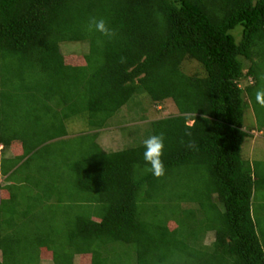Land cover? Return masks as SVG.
Wrapping results in <instances>:
<instances>
[{"label":"trees","instance_id":"obj_1","mask_svg":"<svg viewBox=\"0 0 264 264\" xmlns=\"http://www.w3.org/2000/svg\"><path fill=\"white\" fill-rule=\"evenodd\" d=\"M91 17L104 18L115 38L90 33ZM85 44L81 55L70 53L81 62L66 58L64 47ZM185 59L199 73H185ZM263 59L264 0H0V144L12 152L0 155V264H39L41 255L53 264H76V255L78 264H264V230L252 209L264 170L242 156L246 137L264 135L255 99ZM164 100L172 108L159 116L156 107L149 119L148 103ZM137 105L145 112L130 126L142 122L143 139L130 146L134 138L121 137V148L104 150L98 132ZM75 116L94 137L81 139L83 153L67 162L71 184L97 212L77 209L60 221L19 213L9 187L31 178L17 173L35 155H66V121ZM160 133L165 175L157 179L144 171L143 141ZM181 186L194 193H179L180 201L193 204L176 210L168 203ZM50 190L58 187L50 182Z\"/></svg>","mask_w":264,"mask_h":264},{"label":"rangeland","instance_id":"obj_2","mask_svg":"<svg viewBox=\"0 0 264 264\" xmlns=\"http://www.w3.org/2000/svg\"><path fill=\"white\" fill-rule=\"evenodd\" d=\"M238 30H234L236 33ZM68 47V45H67ZM66 51V58L69 59L70 53H74V55L79 54L81 55L84 51H86L87 46L84 45L83 49H79L76 51H71L70 48H65ZM69 55V56H68ZM81 62L82 60L76 57H72L70 59V62L72 61ZM264 60V59H263ZM72 61V62H73ZM182 69L187 74L192 73H199L201 70L200 67L196 62L185 59L182 62ZM264 69V66L262 65V70ZM264 71V70H263ZM264 81V79H263ZM264 84L262 82L259 84L256 90L264 88ZM137 100V99H136ZM149 107L152 108L148 118L152 119L154 117H158L165 115L163 111L165 108H172V103L170 100H164L163 102L159 103L160 108L158 105L155 107L153 104L148 103ZM127 106H125L123 109H120L119 112H117L112 118H109L107 121V127L106 129H102L98 132L97 136L102 133L100 138L96 136V142L104 149H118L121 148L123 145V142L125 141L123 139H126L127 137L131 136L133 141L128 144L130 146H133L138 142L137 140L143 139V128H145V125L142 124V122L139 124L141 127H132L130 125L136 124V122H139L141 120L140 117L145 112L143 107H140L139 105L134 106L130 111V116L125 117L121 116V112L123 113L124 109H126ZM157 107V109H156ZM159 112L157 115L155 113V110ZM163 109V110H162ZM173 111H170L168 113H173ZM245 119L248 122L251 117L249 116V112H245ZM123 117V118H121ZM119 120V121H118ZM121 122L123 123H120ZM129 120H132V122H129ZM126 121V122H125ZM191 123V121H189ZM122 126V127H119ZM66 128L67 132H69V135H67L66 140L68 141L67 144L64 146L65 154H63V151H55L49 158H43L40 159L39 157L32 158L31 164L28 165V169H22V172L17 173L18 176H24V174H27L30 176L31 180L26 185H22L21 187H15L10 186L11 192L14 191L15 195L13 196V200L16 204V211H21L23 209H29L33 210L32 212L28 211L25 213L27 217L32 218L35 216H38L41 214H51L56 215L57 218L55 221H60L59 219H70V217L73 218V216L76 214L77 209H80L81 212H85V214L90 213L93 215V213L97 212L96 210L99 208V205L96 203H91L87 205L85 202V199L90 198L89 195L86 193H83L79 191L76 187L72 186L73 181V174L68 169L67 162H70V160L76 159L80 153H83L81 151V148L79 147L78 143L81 139L86 141L85 143H88L93 140L94 134L90 131V127L87 125L85 119L83 116H75L72 119H68L66 121ZM133 130H132V129ZM84 132H80L83 131ZM140 130V131H139ZM142 131V132H141ZM140 133V134H139ZM121 135V136H120ZM133 135V136H132ZM142 135V136H141ZM123 139H122V138ZM131 139V140H132ZM115 141V142H113ZM128 141V140H127ZM132 144V145H131ZM86 148V146H85ZM0 155L4 157H11L12 152L9 148L2 147L0 145ZM31 155V154H30ZM242 156L244 159H247L249 161H252L255 159L256 161H261L257 163V168H260L264 170V135L263 134H255V136H249L246 137L243 144H242ZM8 163V161H7ZM38 167H41V170L38 169ZM60 177H63L64 179H61ZM37 181V182H36ZM50 182H53L58 187V190L55 191H47ZM0 184H5L4 176L0 175ZM38 184V185H37ZM47 187V188H46ZM36 189V190H35ZM38 194H35V193ZM174 195H170L173 200L170 201V205L176 206V210L179 209V206L183 208L186 204H193L189 203L186 200L180 201L179 199V193L183 195L184 193L187 194H193L194 192L187 186V187H177L176 191L172 192ZM34 194V195H32ZM62 197L60 201H58L59 195ZM32 195V196H31ZM73 195V198H68L69 196ZM167 202V199L160 200L157 203H159L158 208H162V205H164ZM8 203H11L10 201ZM6 207L2 208V216H6ZM252 209L254 210L255 217H258V219L261 221L262 229L264 230V187L258 188V190L255 192V196L252 200ZM20 213V212H19ZM67 214V215H66ZM9 213L7 214V216ZM14 215V214H13ZM12 215V216H13ZM6 216V217H7ZM16 214L14 215V217ZM47 216V215H46ZM5 217V219H6ZM61 217V218H60ZM21 219L24 220V217L21 216ZM20 219V220H21ZM35 219V218H34ZM16 224V227L20 226L22 224V221H20ZM16 221V219H15ZM21 227V226H20ZM29 232V231H27ZM262 240H264V237H261ZM212 239V234L209 233L205 238V243H209V241ZM42 254V253H41ZM80 260H82L80 255H76L74 257V262L76 264L80 263ZM86 261V260H85ZM39 264H53L52 261L49 258V255H41L40 263Z\"/></svg>","mask_w":264,"mask_h":264},{"label":"clouds","instance_id":"obj_3","mask_svg":"<svg viewBox=\"0 0 264 264\" xmlns=\"http://www.w3.org/2000/svg\"><path fill=\"white\" fill-rule=\"evenodd\" d=\"M174 6L177 8L180 7L179 4H175ZM87 30L90 33H99L101 37L106 38L107 40L114 39L117 34L116 29L110 28L104 18L91 17L87 24ZM104 42V39H98L97 45L103 47ZM123 62L124 58H121V63ZM261 79H264V75H262ZM255 99L257 104L264 107V88L256 91ZM253 132L254 134H263L261 131ZM190 135V132H185V136ZM181 143H184L183 139H181ZM1 146L3 147V145ZM143 146L145 149L143 152V158L146 165L144 171L146 173H151L157 179L163 177L165 175V165L162 160L165 148V137L163 133L150 135L143 141ZM187 147L194 149L196 145L194 142L189 141Z\"/></svg>","mask_w":264,"mask_h":264},{"label":"crops","instance_id":"obj_4","mask_svg":"<svg viewBox=\"0 0 264 264\" xmlns=\"http://www.w3.org/2000/svg\"><path fill=\"white\" fill-rule=\"evenodd\" d=\"M101 135H102V133H100V134L98 135V138H100Z\"/></svg>","mask_w":264,"mask_h":264}]
</instances>
